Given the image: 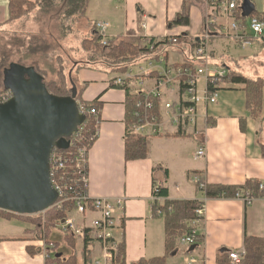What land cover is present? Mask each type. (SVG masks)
<instances>
[{"label": "crops", "instance_id": "crops-1", "mask_svg": "<svg viewBox=\"0 0 264 264\" xmlns=\"http://www.w3.org/2000/svg\"><path fill=\"white\" fill-rule=\"evenodd\" d=\"M250 1L264 19V0ZM110 2L122 3L115 9L124 11L123 23L120 17L110 21L93 20L87 12L90 21L107 25L110 40L118 37L165 39L184 35L189 39H202L210 32L209 27L212 25L217 31L214 34L210 32L213 36L207 42L210 65L234 71L229 67L233 65L239 68L236 72L252 78L245 74L246 70L242 66L243 62L249 60L248 55H252L258 59L261 71H264L263 41L251 39L245 44L222 32V26L232 22V18L224 11L227 2L213 5L209 0H202L199 4L193 1L190 9L191 25L173 29L168 24L180 14L184 0ZM8 20L6 6L0 7V28L9 26ZM238 49L245 51L246 55L236 57ZM172 51L168 54L171 64L185 62L184 59L172 63ZM174 51L180 55L177 50ZM226 55L229 61L224 59ZM225 60L230 64H226ZM256 73L261 75L260 72ZM76 77L80 85L78 89L83 90V101H97L102 105L97 139L88 156V193L90 197L124 199V206L116 211V221L119 227L117 233L123 236L125 242L126 264L160 258L166 253L164 219L153 215V189L159 184H164L169 193L161 204L165 200L205 203V218L194 225L204 242L195 247L185 246L178 241L177 250L169 257L167 264H218L220 254L245 249L246 237L264 238V198L254 199L250 204L240 197L207 199L205 192L196 187L199 179L207 185L243 186L249 180L264 184V90L262 116L254 119L247 109L246 86L225 83L221 86L218 102L203 109V114L207 115V125L201 119L198 134L177 138L174 137L176 133L170 132L166 136L148 138V158L127 161V91L113 88L115 76L110 77L99 70L83 68ZM257 77L264 80L262 76ZM153 83L150 81V85ZM189 147L193 149L195 160L192 162L188 158ZM201 147L206 150L204 158L196 157ZM194 172L201 174L192 176ZM71 217L81 227H90L98 215L91 213L84 218L71 214ZM34 229L33 224L19 217H0V264H46L47 244L37 238ZM49 241L59 247L64 258L71 254L67 251L70 248L60 228L53 231ZM93 245L95 258L100 254V248L95 241ZM82 247L80 237L77 244L79 255ZM79 264H84L82 256H79Z\"/></svg>", "mask_w": 264, "mask_h": 264}, {"label": "trees", "instance_id": "trees-1", "mask_svg": "<svg viewBox=\"0 0 264 264\" xmlns=\"http://www.w3.org/2000/svg\"><path fill=\"white\" fill-rule=\"evenodd\" d=\"M91 1L92 0H35L33 3L29 0H9V20L7 21V24H14L18 21L26 19L36 11L47 14L51 11L60 10L59 20L62 23L63 36L66 37L71 34L77 26H80L83 22H85L86 24H84L83 28L87 30V37L83 40L82 47L84 51L89 54V61L86 65L79 66L76 69V72H79L83 68H93L94 66L97 70L104 73L126 74L133 67L144 64L150 59L158 62L160 57L164 56V54L167 55L166 60H168V54L175 49L180 54H186L187 57L185 62L189 65H193L198 62L194 61L192 58L194 52L207 45L204 39H189L185 37L186 35L177 37L176 44L171 42L173 38L158 40L145 37H131V39L118 37L110 40L107 45H103L102 36L97 29V23L90 21L87 17ZM193 1L199 4L202 0H184L185 4L180 14L168 24L170 29L188 27L191 25L190 9ZM227 1L229 0H217L216 4L221 5ZM238 4L239 6L235 14L236 19L238 21L245 22L248 18L243 16V11L241 9L242 0H238ZM251 17L261 18L257 11H254L249 18ZM209 28L211 33H216V27L210 25ZM150 44H155L161 48L160 51H162V53H165L162 54L159 51L156 54H152L148 47ZM56 59V64H58L59 67L57 70L55 69V72L57 73V80L49 82L47 87L52 94L59 97L76 96L80 112L86 117V121L80 130L82 133L81 144H79L77 148L84 147L87 150L88 158L89 152L97 139L98 128V118L90 116L88 111L95 110L99 112L100 116L102 105L97 101H83V90L78 89L74 82L71 83L72 88H69L67 84H69L68 81L71 82V76L67 77L65 73V64L62 62V57H56ZM99 60H101V65H98ZM8 67L9 64L4 59L0 58V79H4V71ZM39 72L46 79L48 73L43 71ZM225 82L245 85L247 94V109L251 113L252 118H261L263 111L264 80L261 78H248L240 72L230 71L229 75L225 79ZM112 87L125 89L128 94L127 135L125 138L126 159L127 161L144 160L149 156L148 138L132 134V129L137 121L135 112L136 103L140 100V94L134 93L133 90L128 87H116L113 83ZM2 88L5 92L9 91L5 88L4 82ZM158 112L159 107L157 106L151 114ZM174 137L187 138L189 135L180 131L176 133ZM69 149H71V147L61 151H68ZM262 150L264 157V146H262ZM86 167L88 174V163ZM200 174L201 173L194 172L192 176H199ZM202 184H204V187H201ZM158 187L159 192L156 193V195L161 198H168V189L164 186V184H159ZM196 187L200 191L205 192L207 199H233L237 198L239 194H242L244 198L250 197L253 200L264 198V184L257 180H249L243 186H224L207 185L202 179H199L196 183ZM83 191L86 192V188L84 189V187H81L74 190L75 193ZM201 204V202L196 200H165L162 204L155 203L153 206L154 217H162L165 222L166 253L160 258L150 260L142 259L137 264H167L169 257L177 250L179 239L194 230L193 222L197 219L196 211L200 208ZM74 209L75 203L66 202L63 210L54 207L46 212L45 215L18 216L12 213L0 211V217L5 219L19 217L20 219L33 224L35 226L34 233L37 238H45L49 247V245L52 244L49 242L51 233L59 225L64 224L67 219H69L70 214L74 211ZM81 239L83 241L81 256L84 264H92L94 256V239L92 237V231L90 229H84ZM65 240L68 247L71 249V254L67 258H64L63 253L58 250L59 247L54 245V248L47 249L48 257L46 264H79V254L77 251L78 238L74 235H67ZM196 240L197 244L194 245L195 247L204 242V238L199 235ZM119 248V258L115 264H126V247L124 240L121 241ZM245 250L246 255L238 264H264V238L246 237ZM30 252L33 254L32 250H30ZM230 253L231 252H225L220 254L218 256L217 263L237 264L232 263Z\"/></svg>", "mask_w": 264, "mask_h": 264}, {"label": "built area", "instance_id": "built-area-1", "mask_svg": "<svg viewBox=\"0 0 264 264\" xmlns=\"http://www.w3.org/2000/svg\"><path fill=\"white\" fill-rule=\"evenodd\" d=\"M209 2L214 5L217 0H209ZM237 9V0L227 1L224 11L232 18V22L222 26V32L245 44L251 39L264 42V19L251 17L248 22L238 21L235 16ZM143 27L146 26L143 25ZM97 29L102 36V44L107 45V25L99 23ZM212 36L208 32L202 39L207 43ZM171 42L176 44L177 37H174ZM148 47L152 54L158 53L161 49L155 44H150ZM166 56V54L161 56L158 62L150 59L144 64L133 67L126 74H117L113 79V84L116 87H128L134 93L140 94V100L136 103L135 117L137 121L132 129L134 135L152 138L180 131L189 136L198 134L201 119L207 125V115L203 114V109L218 102L221 86L226 83L225 79L230 72L226 68L218 69L210 65L207 45L194 52L192 58L198 62L193 65H189L187 62L171 64L169 59L166 60ZM150 81H154V83L150 85ZM11 99V91L5 92L0 87V104ZM157 106L159 112L151 114ZM88 114L99 117V112L95 110L88 111ZM81 129L82 127L69 140L71 149L68 151L55 150L51 156V181L59 195L55 207L63 210L66 202H73L75 209L71 214L86 218L91 213H96L98 218L92 221L90 227H81L74 218L67 219L59 227L65 235H74L77 238L81 237L84 229H90L94 241L100 248V254L93 258L92 264H115L119 258V247L123 240V236L117 233L119 227L116 221V211L124 206V199L90 197L86 167L88 163L87 150L77 148V142H81ZM205 156L206 150L201 147L197 151L196 157L204 158ZM81 187L86 188V192H74L75 189ZM201 187H204V184ZM158 192L159 187L155 185L153 200L160 204L164 199L156 195ZM238 197L248 204L253 201L250 197L244 198L242 194H239ZM196 215L197 219L193 225H197L205 218V203L201 204ZM197 236L198 233L194 229L179 241L185 246H194L197 244ZM49 248H54V245L51 244L49 247L47 245L46 250ZM245 255L246 250L243 249L231 252L230 258L233 263L238 264Z\"/></svg>", "mask_w": 264, "mask_h": 264}, {"label": "water", "instance_id": "water-1", "mask_svg": "<svg viewBox=\"0 0 264 264\" xmlns=\"http://www.w3.org/2000/svg\"><path fill=\"white\" fill-rule=\"evenodd\" d=\"M244 17L255 8L242 0ZM12 99L0 104V211L18 216L45 214L59 195L51 181V156L86 121L76 96L52 94L35 67L13 63L4 71Z\"/></svg>", "mask_w": 264, "mask_h": 264}, {"label": "rangeland", "instance_id": "rangeland-1", "mask_svg": "<svg viewBox=\"0 0 264 264\" xmlns=\"http://www.w3.org/2000/svg\"><path fill=\"white\" fill-rule=\"evenodd\" d=\"M121 4V2L112 3L110 0H92L89 4L88 15L93 20L107 19L108 21H110V19L120 17L123 23L125 19L124 11H117L115 9L116 6H121ZM5 6L7 8L8 18V0H0V7L3 8ZM59 16L60 10L51 11L47 14L36 11L26 19L18 21L14 24H9V26H1L0 58L4 59L9 64V67L11 64L17 63L26 67H35L38 72H47L48 75L46 74L47 77L44 79L45 83L48 84L52 80H57V73L55 72V69L57 70L59 67L58 64H56V57H62V62L65 64V73L67 77L71 76V82L68 81L69 84H67V86L72 88L71 83L74 82L78 88L80 85L76 77V69L79 66L86 65L89 61V54L85 52L82 47V42L87 37V30L83 28L86 23L83 22L82 25L77 26L71 34L65 37L63 36L62 23L59 20ZM108 33L111 32L109 31ZM107 39L108 44L110 39ZM237 51L238 55L236 57L246 55V52L241 49H238ZM186 57V54L178 55L176 51L173 50L170 55V61L174 63L184 60ZM248 57L249 60L242 63L243 68L246 70L245 74L252 78H258L257 76H262L264 78V71H261L258 59L254 58L252 55H248ZM227 58L228 55H226L224 59L229 61ZM226 60L225 62L227 64L228 62ZM100 61L101 60L98 61V65H101ZM229 67L234 71L239 70L238 67L233 65H229ZM91 69L95 71L97 70L94 66ZM256 72H260L261 75H256ZM105 73L110 77L117 75L109 74L108 72ZM3 82L4 79H0L1 88ZM189 139H191L192 142L195 141L193 138ZM81 140L82 136L80 141ZM79 144H81V142H77V146ZM188 150V158L192 162L195 160L193 157V149L189 147ZM69 218H73L71 217V214ZM59 226L57 228H60ZM66 236L67 235H65V237ZM43 240L45 244H47L46 239L43 238ZM67 251L71 253V249L67 248Z\"/></svg>", "mask_w": 264, "mask_h": 264}, {"label": "flooded vegetation", "instance_id": "flooded-vegetation-1", "mask_svg": "<svg viewBox=\"0 0 264 264\" xmlns=\"http://www.w3.org/2000/svg\"><path fill=\"white\" fill-rule=\"evenodd\" d=\"M68 142H69V140H67ZM56 150H58V149H56Z\"/></svg>", "mask_w": 264, "mask_h": 264}]
</instances>
